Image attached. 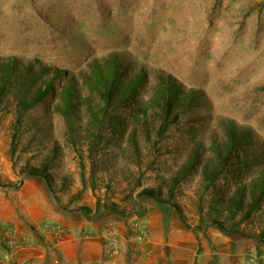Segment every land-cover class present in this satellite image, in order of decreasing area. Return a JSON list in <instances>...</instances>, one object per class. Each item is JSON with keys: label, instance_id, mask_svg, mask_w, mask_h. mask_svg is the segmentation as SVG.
<instances>
[{"label": "rangeland", "instance_id": "374dc122", "mask_svg": "<svg viewBox=\"0 0 264 264\" xmlns=\"http://www.w3.org/2000/svg\"><path fill=\"white\" fill-rule=\"evenodd\" d=\"M113 60L123 83L138 74L141 83L131 100L106 108L97 69ZM0 67V200L17 202L26 164H49L64 209L110 223L103 252L79 264H264V196L250 216L217 201L264 183V0H0ZM57 70L49 94L19 119L24 80L36 79L26 86L34 92ZM164 84L183 102L159 139ZM229 125L251 134L234 155L242 169L234 158L215 185L201 167L182 180L171 199L188 226L170 205L138 196L145 187L166 195L196 148L211 161Z\"/></svg>", "mask_w": 264, "mask_h": 264}, {"label": "trees", "instance_id": "16d2710c", "mask_svg": "<svg viewBox=\"0 0 264 264\" xmlns=\"http://www.w3.org/2000/svg\"><path fill=\"white\" fill-rule=\"evenodd\" d=\"M108 71H104L101 69H97L98 74V82L97 88L100 86L102 98L106 104V108L114 107V103L124 104L125 102L132 99V97L137 94L139 85L141 83V75L135 76L131 81L128 80L127 83L122 82L123 72L116 64V60L108 63ZM16 65L13 60L2 66L3 73L6 76V81L10 80L16 73L15 69ZM25 72H35V67L33 65H29L24 68ZM50 73V69L48 67H42L40 69L41 75ZM62 71L57 70L53 73L51 80H44L41 85L35 89V91H31L30 88L27 89V84L33 87L35 85L36 79L30 78L25 79L26 86L24 85V89L27 90L25 93L22 91L20 93V97L18 100V109L20 118L24 115V113L30 109H32L36 104L40 101H43L45 97L49 94L52 89L51 81L59 78L61 76ZM100 85V86H99ZM4 87L0 86V98L4 94ZM115 87V89H114ZM32 94L31 97L28 94ZM64 102L67 107L72 106V95H73V87L67 84L64 87ZM118 95H120V99H118ZM183 101L179 98V88L172 84H164L163 85V98L159 99V105L161 106V122L160 126L157 130L158 138H162L169 125L177 119L178 114H175V110L182 104ZM116 122L119 124L120 120L118 117ZM227 139L223 143L213 142L211 145V150L213 151V159L208 162H202V154L196 148L193 151L192 156L186 161L176 172V174L171 178L166 195L163 191L162 187H145L139 193L138 196L141 198H152L161 204H167L172 207V209L176 210L179 218L185 226H188L186 216L181 208V206L173 202L171 198H173L176 194V189L182 180L188 178L195 171H197L201 167V172L203 176V180L207 185H215L220 179H223L225 175L229 172V167L232 165V161L235 158V165L238 167L243 166V162L240 161V156H235V153H238L239 150L244 149V143L252 142L250 131L248 130H238L234 126H227ZM17 136H13L11 143V153H14L17 149V142L15 141ZM59 149L58 145L53 146V155L57 156V150ZM249 166L250 163L248 162ZM242 169V168H240ZM51 167L49 164H39L32 165L26 164L23 168V173L32 177H40L42 178L49 188L54 192L55 197L58 199V195L56 190H54L53 186V176L50 173ZM231 170V169H230ZM239 172H237V175ZM240 180H237L239 182ZM251 187V188H250ZM248 189H251L250 202H247ZM264 196V183L263 182H253L250 185H240L237 190L234 192L233 196L229 200H225V195L220 193V197L217 199L218 205L223 209L227 210L230 208L235 212L243 211L245 215L250 216L254 212H256L261 207V201ZM166 197V198H165ZM168 197V198H167ZM114 207H116L114 205Z\"/></svg>", "mask_w": 264, "mask_h": 264}, {"label": "crops", "instance_id": "0c3cea01", "mask_svg": "<svg viewBox=\"0 0 264 264\" xmlns=\"http://www.w3.org/2000/svg\"><path fill=\"white\" fill-rule=\"evenodd\" d=\"M21 184L17 202L9 198L6 202L0 200V226L12 222L25 242L12 264L28 260L36 264H79L88 255L103 252L101 242L111 234L109 221L96 223L81 210L67 211L40 177L28 176ZM58 225L65 226L67 231L61 233L60 243L52 252L48 244L53 236L48 229Z\"/></svg>", "mask_w": 264, "mask_h": 264}, {"label": "built area", "instance_id": "2783aa9c", "mask_svg": "<svg viewBox=\"0 0 264 264\" xmlns=\"http://www.w3.org/2000/svg\"><path fill=\"white\" fill-rule=\"evenodd\" d=\"M0 264H12L14 256L25 247V242L16 233L12 224L6 223L0 226ZM49 232L53 236V241L48 244L49 249L53 252L55 247L60 243V235L67 231L63 225L49 227ZM47 246V244H46ZM24 264H36L35 261H26Z\"/></svg>", "mask_w": 264, "mask_h": 264}]
</instances>
